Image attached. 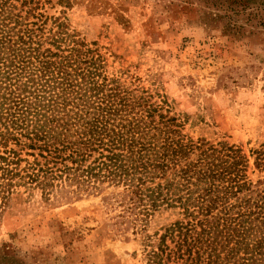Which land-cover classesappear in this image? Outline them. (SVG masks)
I'll use <instances>...</instances> for the list:
<instances>
[{"label": "trees", "instance_id": "trees-1", "mask_svg": "<svg viewBox=\"0 0 264 264\" xmlns=\"http://www.w3.org/2000/svg\"><path fill=\"white\" fill-rule=\"evenodd\" d=\"M10 1L0 0V222L20 189L55 204L100 197L110 231L139 238L145 264H264V178L248 179L242 150L187 138L146 90L107 76L96 49L46 34L43 15L26 22ZM205 1L220 21L245 12ZM251 153L264 172V144Z\"/></svg>", "mask_w": 264, "mask_h": 264}, {"label": "rangeland", "instance_id": "rangeland-1", "mask_svg": "<svg viewBox=\"0 0 264 264\" xmlns=\"http://www.w3.org/2000/svg\"><path fill=\"white\" fill-rule=\"evenodd\" d=\"M228 1L245 12L227 22L205 0L10 3L15 14L28 13L26 22L43 15L46 34L96 49L107 76L146 90L187 138L240 148L254 183L264 178L251 153L264 144V0ZM19 192L22 199L0 222V264H145L139 238L110 231L100 197L55 204L39 191Z\"/></svg>", "mask_w": 264, "mask_h": 264}]
</instances>
